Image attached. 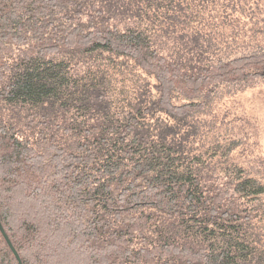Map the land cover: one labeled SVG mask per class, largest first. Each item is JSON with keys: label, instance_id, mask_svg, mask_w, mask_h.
Wrapping results in <instances>:
<instances>
[{"label": "trees", "instance_id": "1", "mask_svg": "<svg viewBox=\"0 0 264 264\" xmlns=\"http://www.w3.org/2000/svg\"><path fill=\"white\" fill-rule=\"evenodd\" d=\"M259 2L0 0V222L22 264H264V167L197 132L218 86L264 78V41L236 48ZM0 264H19L1 230Z\"/></svg>", "mask_w": 264, "mask_h": 264}, {"label": "rangeland", "instance_id": "2", "mask_svg": "<svg viewBox=\"0 0 264 264\" xmlns=\"http://www.w3.org/2000/svg\"><path fill=\"white\" fill-rule=\"evenodd\" d=\"M259 3L252 18L255 30L238 43V49H249L264 41V0ZM250 24L245 28L250 29ZM212 96L207 108L197 112L199 136L204 133L206 140L218 139L224 147L233 146L229 153L225 152L228 159L255 168L264 167V78L239 84L231 82L227 90L226 85L218 86Z\"/></svg>", "mask_w": 264, "mask_h": 264}, {"label": "water", "instance_id": "3", "mask_svg": "<svg viewBox=\"0 0 264 264\" xmlns=\"http://www.w3.org/2000/svg\"><path fill=\"white\" fill-rule=\"evenodd\" d=\"M0 230L2 231V234H3V236L5 237V239H6L7 243H8V245H9L10 248H11V250H12L13 253L15 254V256H16V258H17L19 264H22V263H21V259H20L19 255H18V253H17L15 247L13 246L11 240L8 238L6 232L4 231V228H3V226L1 225V222H0Z\"/></svg>", "mask_w": 264, "mask_h": 264}]
</instances>
